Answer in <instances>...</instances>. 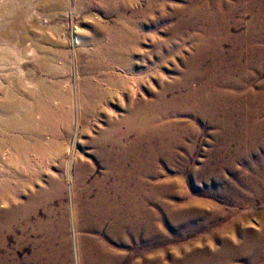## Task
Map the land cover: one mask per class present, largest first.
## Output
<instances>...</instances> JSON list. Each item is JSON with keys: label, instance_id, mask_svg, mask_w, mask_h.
<instances>
[{"label": "rangeland", "instance_id": "1", "mask_svg": "<svg viewBox=\"0 0 264 264\" xmlns=\"http://www.w3.org/2000/svg\"><path fill=\"white\" fill-rule=\"evenodd\" d=\"M255 2L258 0H0V37H6L0 44V102L6 91L9 95L11 92L17 95L16 86L26 103L21 111L27 107L35 109L33 128L37 129L44 145L61 144L64 148V154L54 160L52 157L51 161L47 155L30 154L35 155L29 157L32 166L28 170L20 168L21 172L31 171V175L26 173V178H37L42 189H46L48 180L64 176L62 166L66 170L71 161L86 168L84 185L76 186V196L72 197L66 191L61 202L64 211L68 210L72 264H79L77 241L82 234L78 227L81 209L96 199L102 190L109 193L112 186L120 182V166L126 165L131 170L135 162H140L138 158L141 159L137 165L140 176L137 175L136 183L145 187V192L138 197L141 211L146 216L143 222L147 221V226L158 231V235L143 236L136 246L140 264L144 263L149 244L160 264H189L182 257L184 247L199 252L205 249L221 251L234 246L235 231L231 227L239 217L244 218L240 222L242 231L259 232L264 197L251 194L252 203L249 204L244 195L245 199L240 202L231 196L236 187L240 188L241 178L245 181L264 176V59H261V55L264 56V17L258 14ZM260 2H263L264 16V0ZM253 44L258 47L256 52L251 50ZM41 49L45 55L40 53ZM38 56H52L50 67L42 69ZM236 62L244 66L247 74L234 75V71L228 74L226 70L234 69ZM213 65H222L225 69L218 77L229 76L226 81H217L218 84L210 86L209 80L196 76L199 71L212 69ZM94 66L95 71L92 70ZM246 77L249 80L240 89V81ZM42 86L56 87L60 93L59 101L46 100ZM218 87L228 95H239L238 103L243 106L242 114L246 115L244 125L250 131L248 133L257 135V141L253 143L257 154L249 152L250 138V141L244 140L243 147L238 150V143L224 144L226 138L221 133L227 131L225 116L228 111L222 100L214 97L213 89ZM192 91L196 92L197 99L183 102L182 97ZM26 93L30 96L24 95ZM86 93L94 95V99L100 96V104L89 108L83 100ZM207 98L209 101L205 105L202 99ZM160 100L172 104V108L165 112L162 109L163 113L154 109L156 101ZM44 104L51 106L53 114L49 119L40 113L37 115L36 111ZM141 114L143 118L146 115L156 117L155 123L159 127L149 134L147 144L139 147L141 153L135 157L130 152L133 151L130 143L135 136L127 135L131 127L128 120L140 125L142 119L137 117ZM1 119L11 118L3 115ZM123 154L134 159L131 163H122ZM3 163L0 162V185L9 179L2 171ZM40 172L44 173L41 181L38 179ZM220 178L224 180L217 182ZM164 188H168L167 193L173 196L163 197ZM81 190L84 193L81 194ZM118 200L121 202L122 199ZM194 200L199 204L192 210L197 216L195 222L175 224L169 207L178 210L187 201ZM59 203L56 201L53 206L59 209ZM108 225L102 230L103 236L94 232L86 234L97 236L115 250H126L110 239H103L108 233ZM221 232H225V237L218 240L217 235ZM35 237L32 228L18 225L13 234L7 235L6 245H0V256L27 264L26 257L31 254ZM129 246L128 250L132 251L134 247ZM191 264H198V261L192 260ZM234 264L247 263L241 260Z\"/></svg>", "mask_w": 264, "mask_h": 264}, {"label": "bare ground", "instance_id": "2", "mask_svg": "<svg viewBox=\"0 0 264 264\" xmlns=\"http://www.w3.org/2000/svg\"><path fill=\"white\" fill-rule=\"evenodd\" d=\"M194 1H196V0H194ZM254 5L257 8H259V13L258 14H260L261 17H264L263 14H262L263 2L259 3V0H258V2H255ZM256 7H253L254 11H256V9H255ZM258 14H257V17H258ZM260 26H262V25H260ZM256 28H255L254 31H257L258 28L257 29ZM5 38H6L5 36L1 35L0 44H1L2 40H4ZM251 40H250V42H251ZM5 41H3V42H5ZM236 42H237V40H236ZM238 42H240V41L238 40ZM253 45H251L252 52L255 51V50H258V47H255V45L254 46ZM199 47H201V46H198L197 48H199ZM198 50L200 51V49H198ZM205 51H206V49H205ZM207 52H209V50ZM235 52H237V51H235ZM40 53L42 55L46 54V52L44 50H42V49H41ZM47 55H48V53H47ZM207 55L209 56V54H207ZM207 55L205 57H207ZM249 57H251V56H249ZM52 58H53L52 56H48L47 58H45V57L44 58L43 57L40 58V60H41L39 62L40 67L42 69H46L47 67H50V64L52 62ZM102 58H104V57H102ZM261 59H264L263 55H261ZM29 60H30V58H29ZM221 62H222V60H221ZM252 64H253V62H252ZM188 65H189V63H188ZM213 66L214 67L211 66L212 69H209L206 72L199 71L197 73L196 77H198V78H203L204 77L205 79L209 80L210 86H213L214 84L217 83V81L218 82L219 81L220 82L221 81H226L225 80L226 77L231 75L233 71H234L233 72L234 75L242 74V73H244V74L246 73L247 74V70H244V66H241L240 62L239 63L236 62L235 65H233L234 69L233 68H229V69L226 68L227 69L226 71H228L229 75L225 76V75L222 74L221 77H218V75H220V73H221L222 69H224V67L222 65H220V66L218 65L219 67H217V65H213ZM194 67H195V65H194ZM198 67H200V66L198 65ZM228 67H230V66H228ZM92 70L95 71L96 70V66H94ZM197 70H196V72H197ZM191 72H193V71H191ZM203 74H205V75L203 76ZM224 74H225V72H224ZM257 77H259V76H257ZM247 80H249V79L246 77V78H244V79H242L240 81V89H242V87L244 88V85H245ZM1 81H2V79H1ZM211 84H213V85H211ZM262 85H263V83H262ZM42 87H43L42 90L44 92L43 93L44 94L43 97H45L46 100H48V101H51V100L59 101L60 93H59V91H58V89L56 87L55 88H51V87L47 88L46 86H42ZM213 90H214V92H213L214 97L216 99H218V100L219 99L222 100V102H223L222 105H223L224 109H226L228 111V114L227 115L225 114L226 115L225 116L226 117V119H225V128H226L227 131H224V133H221L226 138V141H224V144L226 145V144H229V143H232V142L233 143L234 142L238 143V145H236L237 146V150H238V149H241L243 147L242 144H244L243 143L244 140L248 141L249 138H250L251 143H250L249 147H251L250 148L251 150L249 152L254 154L256 152L255 150L257 148L254 147L255 144H253V143L255 141H257L256 140L257 139L256 138L257 135L254 134V133H248L250 131L247 129V126L244 125L245 122H246V120H245L246 119L245 118L246 115L244 116L242 114L243 106L240 103H238L239 95H236V93H232L231 94V93H229L227 91L230 94V95H228L226 93H223V91L219 87H218V89H213ZM14 91H15V93L17 95H14L12 92L9 95V92L6 91L5 94L2 95L3 96V100H1V102H0V137H2V138L4 137V139L0 138L1 139L0 140V162H4L1 165L2 169H3L2 171H4L8 175L7 177H9V179H7L8 180L7 182H4V184L0 185L1 186L0 187V245L5 246L6 243L8 242L7 235L13 234L15 229H16V227H18V225H23V226H25V229L32 228L34 230V232L36 233V237H35L36 239L34 241H32V243H31L32 244L31 254L26 257V263L27 264H72V243H71V240H70V237H69L70 224H69V221H68V218H67L68 210H67V212L64 211V209L62 208V203L61 202L64 199L66 191H69L70 195L72 197H75L76 196V194H75L76 193V186L78 184L84 185V181L83 180L85 179L84 176H86V173H87L85 165L79 164V165L76 166V165H74V161H71V164L69 165V167H67L66 170L64 169V166H62L63 167L62 169L65 171V173L63 174L64 176H61L62 178L61 177H56V178H53V179L51 178V180H48L49 182L47 183L46 189H42V186H40V183L37 181V178H36V180H31L30 179L31 177L28 178V176L26 178L27 171H26V173L24 172L25 174H23L21 172V169L25 168V169L28 170V168L32 166L31 165L32 162H30L31 160H29V157L31 158V156H33L34 154H37L38 155L37 157L47 155V156H49V158H50L49 160L51 161L52 157H53L52 160H54L55 157L62 156L64 154V148H62L61 144L60 145H53L52 144L50 147H46L48 145H46V146L44 145V143L40 139V136H38V134L36 133L37 129L35 128L36 130H34V128H33V127H35L34 126V118H35V116L33 118L32 114H34L33 111L35 109H31V108L27 107L25 111H21L22 110L21 108L22 107L24 108L26 106V103H24V101L22 100V99H24V96H23V94L19 93L18 88L16 86L14 87ZM262 91H264V90H262ZM27 94L28 93H26L24 95L27 96ZM93 96L94 95L89 94V93L84 94L83 100L85 99V103L87 104V106L89 108L97 106L98 103H99V100L101 99L100 96H97V98H95V99H94ZM204 98H206V97H204ZM193 99H197L195 91L194 92L193 91L190 92L186 97H182L181 100H183V102H187V101L191 102ZM203 99H202V101H203V103L205 102V105H206V103H208L209 99L208 98L205 99V100H203ZM155 100H156V98H155ZM195 101H198V100H195ZM251 102H253V101H251ZM210 103H212V102H210ZM171 105L167 104L166 101L163 103V101L160 100V101H156V104L154 105L155 106L154 109H158L160 111L163 109L164 112H165L167 109L172 108ZM200 105H202V103ZM200 105H195V106L199 107ZM220 106H221V104H220ZM251 108H252V106H251ZM153 111H155V110H153ZM36 112H37V115H38V113H40L41 115L48 117V119L51 118L52 114H53L51 106L49 107L46 104L41 105L40 109L38 111H36ZM56 114L58 115V113H56ZM146 114H147V112H146ZM3 115H6V116L9 115V117L11 119H9V120H5L4 119L3 120V119H1V116H3ZM54 115H55V111H54ZM152 115H153V113H152ZM38 116H40V115H38ZM146 116L143 118V116L141 114V115H139L137 117L140 120L142 119L140 121L141 122L140 125L139 124H135L133 122H130L128 120L129 125L131 127L130 126H129L130 128L128 127L130 130H128V134L127 135L134 134V136H135L134 139H132V141L130 143V145H132V149H133V151H130V152H132L131 154H135L136 155L135 157H139V155H140L139 153H141L140 152L141 150L139 149V147L141 145L144 146V143H146V141H148V139L151 136L149 134L152 131H154V129L159 127L158 123H155L156 122V117L151 118L150 116H147V117ZM159 116H161L160 113H159ZM56 118H58V117H56ZM211 118H212V116H211ZM37 119L38 118H36V120ZM161 119H163V118H161ZM59 120H60V118H59ZM62 120H63V118H62ZM130 120H132V119H130ZM143 122H145V125H142ZM220 122H221V120H220ZM260 123H261V121H260ZM263 123H264V121H263ZM236 124H238V127L236 126ZM126 125H127V123H126ZM254 126H256V125H254ZM249 127H251V126H249ZM256 131H258V130H256ZM38 133H41V132H38ZM146 133H148V134H146ZM258 133H260V132H258ZM151 134H153V133H151ZM154 134H155V132H154ZM231 137L234 138V141H231L232 140ZM261 137H263V135ZM258 141H260V140H258ZM149 142H152V141L150 140ZM182 142H184V141H182ZM164 144L166 145V143H164ZM161 145H162V143H161ZM261 146H262V144H261ZM222 149H226V148L222 147ZM120 150H121V148H120ZM32 153H34V154L30 156V154H32ZM255 154H257V153H255ZM128 155L125 154L124 155V159H122V157L119 156L122 159V163H126L127 164V161L130 162V160L134 159V158L130 159ZM239 158H241V157H239ZM3 159H5V160H3ZM138 159L141 162V159L140 158H138ZM171 160H172V158H171ZM225 160H227V159H225ZM247 160H249V159H247ZM139 163L138 162H135V164L133 163L134 165H133V167L131 166L132 167V169L130 168L131 170H128L129 167L127 168L126 165H125L126 166L125 167L122 164V166H120V169L122 171V174L120 175V182L115 184V185H113L112 188L110 189L109 193L107 191H105V190H102V192H100V194L96 197V199H94L90 203H87L81 209L80 218H79V215H78V218L80 219L78 227H79V230H80V232L82 234H80V236H78V241H77V243H78V253L77 254H78V262H79V264H140V262H139L140 260L138 259L139 258V254H138V252L135 249L136 246L139 245V243H140V241H141L143 236H152L153 234H157L158 231L157 230L153 231V229H152L153 227L147 226L146 225L147 221L145 223L143 222L144 221L143 218L146 219V216L141 211L142 210L141 206H140L141 204H139V202H138V197L140 196L141 192H143V191L145 192V187H144V185H139L138 183H136L137 175H139V170H138ZM263 163H264V161H263ZM146 164H147V162H146ZM34 165H36V164H34ZM141 165H140V167H141ZM154 165H155V163H154ZM37 166H39L38 163H37ZM228 166H230V165L228 164ZM40 167H39V170H40ZM31 169H33V168H31ZM116 169L118 170V165H117V168H115V170L114 169L113 170L116 172L117 171ZM126 169H127V171H126ZM30 172L27 173V174H30ZM38 175L40 177L38 179H39V181H41L40 179L44 178V173L40 172ZM262 175H263V173H262ZM255 176H257V175H255ZM201 177H203V176H201ZM5 178H6V176H5ZM65 178L67 179V182H66ZM223 180L224 179L220 178V180L217 181V182H221ZM238 184H241V186L244 189L243 188L241 189V186H240V188L236 187V189H234L232 191L233 193L231 194V196H234L237 199L238 202H240V200H242L245 197L246 200H247V203H249V204L252 203V199H251V196H250L251 194H253V195L256 194V196L260 195V196L264 197V176L260 177V178H257L256 180H253V178H251V179L248 178L245 181H244V179L241 178V180H239ZM168 188H164V191H166V192H162L163 197H165V198H169L170 196L171 197L173 196V195H171V193H167L168 192ZM171 190L173 191L174 189H171ZM149 191H150V189H149ZM82 193H84V191L81 190V194ZM243 195H244V197H243ZM152 197H154V196H152ZM118 198L122 199L121 202L118 200ZM148 198H150V197H148ZM190 198L191 197H189V199ZM183 199H185V198H183ZM151 200H152V198H151ZM56 201L60 202L59 203V209L55 208L56 205L53 206V204ZM198 206H199L198 202L194 200V201H191V202L187 201V203L184 204L183 206H181V207L179 206L180 208L178 210L176 208L174 210L171 207H169V210L171 212V216L173 217V220H175L174 221L175 224H181V223L184 224V221L186 223L195 222L197 216H196V213L194 214L192 212V210L194 208L198 207ZM41 209H43V212L41 211ZM74 216L76 217V215H74ZM243 219L244 218L241 219L239 217L237 219L236 223L234 224V226L231 227L235 231V234H234L235 242L233 243L234 246H228L226 249H222L221 248L222 249L221 251H216V250H212V249H210V250L205 249V250L199 251V252L194 251L190 247H188V248L184 247L181 250L182 257L189 264H191L192 260L198 261V264H216V263L217 264H234V263L239 262L241 260H244L247 264H264V223H263L264 215H262L260 217V224H259L260 230H259V232L257 230L248 231V232L242 231L243 229L242 230L240 229V222H242ZM148 220H149V218H148ZM106 225L109 226V230H108L107 235H105V237L103 239L104 240H106V239L109 240L110 239L112 242L116 243L118 246L126 248V250H115L111 246L106 244L105 241L104 242L101 241V239L98 238L97 236L93 237L91 235L86 234L88 232H94L98 236H101L102 235V230L104 229V227ZM149 225H151V224H149ZM229 225H230V223H229ZM229 232H231V230ZM232 233H233V231H232ZM218 235H219V238H218ZM218 235H217V239L218 240L219 239H223L225 237V232L224 233L221 232ZM227 236H229V235H227ZM25 240H27V239H25ZM129 245L134 247V249L132 251L128 250V248L130 247ZM152 248L153 247L151 246V244H149L148 249H146L147 253H146V256H144V263L143 264H158L160 262V261L157 260V256L155 255V253H151L152 252L151 251ZM188 250H190V251H188ZM8 257H9V255H8ZM9 259H10V257H9ZM9 259H7V256H6V258L0 256V264H22L20 261H17L18 259L16 261L13 260V259L10 261ZM176 264H179V263H176Z\"/></svg>", "mask_w": 264, "mask_h": 264}]
</instances>
